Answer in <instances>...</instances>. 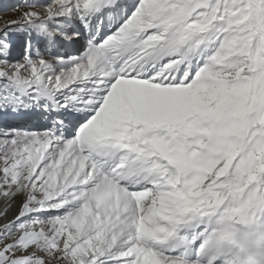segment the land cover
<instances>
[{"label": "snow or ice", "instance_id": "obj_1", "mask_svg": "<svg viewBox=\"0 0 264 264\" xmlns=\"http://www.w3.org/2000/svg\"><path fill=\"white\" fill-rule=\"evenodd\" d=\"M8 7L0 264H264V0Z\"/></svg>", "mask_w": 264, "mask_h": 264}, {"label": "clouds", "instance_id": "obj_2", "mask_svg": "<svg viewBox=\"0 0 264 264\" xmlns=\"http://www.w3.org/2000/svg\"><path fill=\"white\" fill-rule=\"evenodd\" d=\"M238 242L245 253V259L258 256L264 252V227L253 223L243 225L239 229Z\"/></svg>", "mask_w": 264, "mask_h": 264}, {"label": "rangeland", "instance_id": "obj_3", "mask_svg": "<svg viewBox=\"0 0 264 264\" xmlns=\"http://www.w3.org/2000/svg\"><path fill=\"white\" fill-rule=\"evenodd\" d=\"M15 3H18V0H0V26L5 20L15 19L19 15L17 11L8 7Z\"/></svg>", "mask_w": 264, "mask_h": 264}]
</instances>
